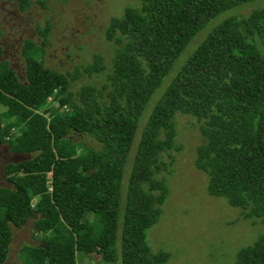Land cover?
Masks as SVG:
<instances>
[{
    "label": "trees",
    "instance_id": "16d2710c",
    "mask_svg": "<svg viewBox=\"0 0 264 264\" xmlns=\"http://www.w3.org/2000/svg\"><path fill=\"white\" fill-rule=\"evenodd\" d=\"M17 1L20 10L28 6ZM257 1L138 0L105 28L104 38L115 46L108 68L93 56L91 64L59 73L45 68L42 49L26 41L21 82L0 46V145L27 156L2 169L8 186L0 187V264L10 225L22 227L31 214L37 216L34 233L46 237L40 246L22 248L21 264H75L76 253L98 255L105 264H163L167 254H152L145 232L167 195L155 175L161 154L173 147L176 114L199 124L194 167L207 177V194L223 198L244 220L264 224V8L209 27L170 77L199 32L221 14ZM48 28L38 29L43 40ZM105 69L99 87L70 91L79 76ZM167 78L134 148L121 211L138 123ZM51 96L58 107L47 120L38 111ZM82 134L98 149L74 155L79 144L72 138ZM85 214L92 215L91 224ZM231 264H264V235L238 250Z\"/></svg>",
    "mask_w": 264,
    "mask_h": 264
},
{
    "label": "rangeland",
    "instance_id": "374dc122",
    "mask_svg": "<svg viewBox=\"0 0 264 264\" xmlns=\"http://www.w3.org/2000/svg\"><path fill=\"white\" fill-rule=\"evenodd\" d=\"M26 2L28 6L20 10L17 0H0L2 59L8 62L21 82H24L21 49L26 41H31L42 49L40 60L45 68L59 73L85 67L92 63L93 56H101L103 64L108 68L115 46L104 38L105 28L110 18L119 17L125 8L139 6L138 0H26ZM260 8H264V0L218 16L185 47L173 64L170 77L202 40L209 27L225 18L238 14L245 15ZM47 25L49 28L43 40L38 29H44ZM107 70L90 77L79 76L71 83L70 91L74 93L83 84L99 87L105 81ZM169 78L152 96L138 123L123 173L121 211L124 204L125 182L140 131L151 106ZM55 107H58L57 102L54 96H51L46 99L38 113L49 120ZM2 112L4 109L0 107V113ZM198 125L194 118L176 114L173 147L159 158L161 168L155 177L164 180L167 195L162 204L158 205L160 209L158 220L145 232V242L152 254L159 252L167 254L163 264H231L238 250L253 244L264 235V224L260 220H244L240 211L228 206L223 198L207 194V177L204 172L194 167L195 150L201 143ZM12 132L16 134V129ZM72 139L79 144L74 149V155L84 153L83 148L98 149V145L85 134L74 135ZM26 158L25 155L9 153L5 145H0V187L8 186L2 173L3 167ZM36 200L32 199L31 205L35 204ZM36 219L37 216L31 214L22 227L15 228L10 225L11 241L3 264H21L20 255L24 246L42 245L41 239L46 235L34 233L33 223ZM83 219L89 224L94 221L90 214L83 215ZM75 264L105 263L98 255L91 254L86 257L76 253Z\"/></svg>",
    "mask_w": 264,
    "mask_h": 264
}]
</instances>
